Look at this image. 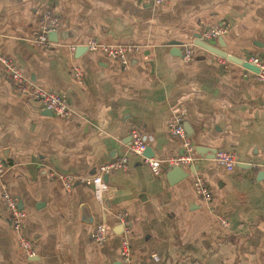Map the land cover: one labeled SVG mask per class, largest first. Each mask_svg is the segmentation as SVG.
Segmentation results:
<instances>
[{"label": "crops", "instance_id": "crops-1", "mask_svg": "<svg viewBox=\"0 0 264 264\" xmlns=\"http://www.w3.org/2000/svg\"><path fill=\"white\" fill-rule=\"evenodd\" d=\"M47 11L63 26L44 49L33 38ZM217 24L228 32L206 43L264 65V0H0V56L62 95L70 110L61 118L38 107L0 65V157L8 166L0 179V264H122L119 215L130 227L132 264H264V86L256 73L194 44ZM90 41L137 51L124 66L89 51ZM177 119L196 160L186 177L169 180L165 161L183 153L170 131ZM134 130L147 141V158L162 163L161 175L129 153ZM221 150L235 153L234 170L217 162ZM124 157L126 170L103 177L101 199L82 184L68 192L57 178L95 177ZM197 178L211 202L197 195ZM4 192L27 215L22 235L34 257L7 222ZM99 223L110 228L102 245L90 237Z\"/></svg>", "mask_w": 264, "mask_h": 264}, {"label": "built area", "instance_id": "built-area-1", "mask_svg": "<svg viewBox=\"0 0 264 264\" xmlns=\"http://www.w3.org/2000/svg\"><path fill=\"white\" fill-rule=\"evenodd\" d=\"M147 4L154 6H163L168 0H141ZM63 26V21L52 12L47 11L44 13L40 20L39 29L35 32L33 41L35 44L41 46L44 49H48L51 44L49 42V35L58 32ZM228 32L227 26L223 24H217L201 35L203 42H209L223 37ZM87 48L91 52L100 51L107 57L120 61L124 66L128 65V55L135 53L137 48L127 45H104L98 41H90ZM77 46L69 47V50L74 53ZM184 59L190 61L192 59V51L189 47L185 49ZM223 64L225 60L220 59ZM260 69V72L256 74L257 81L264 86V65L261 64L257 58L250 61ZM0 65L4 70L5 77L14 86L15 90L35 102H38L46 111L52 112L57 117H68L70 114L69 106L65 99L57 92L48 91L35 83L31 82L24 74L23 70L10 58L0 56ZM75 76L81 77V73L76 70ZM170 131L172 136L178 138L181 141L183 153L176 157L169 158L165 161L167 171H171L174 168H187L195 164V147L191 142V138L186 134L182 121L177 119L170 125ZM147 141L145 137L138 130L132 132V144L129 148V153L142 157L145 164L151 169L155 175L162 174V163L159 161L149 159L145 156L147 149ZM216 160L220 166L228 171L234 170L237 161L236 155L233 152L218 151L216 154ZM126 157L112 161L106 165H103L99 169V173L95 177H83L78 178L72 175H58V180L62 183L66 191H71L76 184H82L88 187H93L96 191L97 197L101 199L106 191L104 187L103 177L107 176L115 171L126 170L128 165ZM7 163L0 157V179L5 175L7 170ZM264 172V165L260 167ZM54 175V174H51ZM195 191L205 202L212 201V193L207 183L202 178H197L195 181ZM3 201L8 212L7 222L9 226L18 234H20L19 244L28 257L35 256V249L32 242L22 235V229L24 220L26 219V213L19 208L17 200L9 192H4ZM221 224L224 227H228L229 223L223 217H219ZM119 221L124 226V232L122 235V241L120 243V257L122 264H132V251L128 241V235L130 233V227L128 225L126 215H119ZM110 235V228L104 224L99 223L95 226L91 232V239L98 245L104 244L108 236Z\"/></svg>", "mask_w": 264, "mask_h": 264}, {"label": "water", "instance_id": "water-1", "mask_svg": "<svg viewBox=\"0 0 264 264\" xmlns=\"http://www.w3.org/2000/svg\"><path fill=\"white\" fill-rule=\"evenodd\" d=\"M58 36V33L57 32H54L52 34L49 35V38L50 39H56V37ZM174 44V43H173ZM194 44L197 46V47H200L206 51H208L209 53H212L222 59H225L227 61H230L232 63H235L241 67H243L244 69L246 70H249L253 73H259L260 72V69L257 68L256 66L254 65H251L250 63H248L247 61H244L242 59H239L237 57H234L232 55H229L228 53L222 51L221 49H218L214 46H212L211 44L209 43H206V42H203L201 40V36H196V39H195V42ZM83 49H77L76 50V53H80V51H82ZM86 50V49H85ZM37 106L38 107H42V105L40 103L37 102ZM48 113H50L51 115L53 114L52 112L48 111ZM149 152V149L147 148L146 149V152H145V156L147 157V154ZM200 153V152H199ZM176 175H179V179L182 178V177H186V174H185V170L183 168H174L172 169L170 172H168V179L171 180L172 177H175ZM89 220V222H92V218L91 219H87ZM123 228V226H122Z\"/></svg>", "mask_w": 264, "mask_h": 264}]
</instances>
